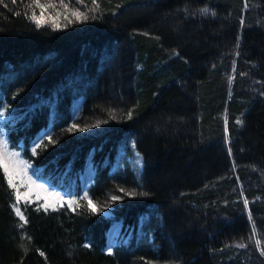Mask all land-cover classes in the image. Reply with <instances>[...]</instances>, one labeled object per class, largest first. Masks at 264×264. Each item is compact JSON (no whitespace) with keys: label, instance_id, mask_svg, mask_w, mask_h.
<instances>
[{"label":"trees","instance_id":"1","mask_svg":"<svg viewBox=\"0 0 264 264\" xmlns=\"http://www.w3.org/2000/svg\"><path fill=\"white\" fill-rule=\"evenodd\" d=\"M97 2L0 3L7 147L73 197L21 220L0 169V264H264V0Z\"/></svg>","mask_w":264,"mask_h":264},{"label":"rangeland","instance_id":"2","mask_svg":"<svg viewBox=\"0 0 264 264\" xmlns=\"http://www.w3.org/2000/svg\"><path fill=\"white\" fill-rule=\"evenodd\" d=\"M0 124H1V121H0ZM3 132H4V130H3ZM0 140L4 141V133H2L1 126H0ZM129 150H130L129 153L126 154L125 161L129 167L130 171H131L130 172L131 176H133L135 179L138 180L139 176H140L139 174L142 170V165H143L142 164V157H141L140 153L134 148L133 145H131V148ZM9 153H16V152H12L8 148H6L5 149V158L6 159L8 158ZM15 159L21 160L20 157L15 158ZM17 167L21 170V175H20V177L16 178L15 180H19L20 182H22L23 176H25L24 182H26L27 188H28L25 193H30V195H32L33 198L41 197L43 199L42 203L46 207H55L57 205H61L64 202L71 205L72 199L70 197H67L65 194L60 193L57 190L49 188L44 183H41V182L34 180L31 177V175L29 174L27 165L18 164ZM29 177H31V179H29ZM78 177H79L81 186L83 188V192H85L87 185H88L87 174H85V171H80ZM130 179L132 180L133 178H130ZM32 181H35V183H32ZM37 185H43L44 188L41 189V188L37 187ZM45 189H46V191H45ZM53 193H58L59 195L58 196L52 195ZM30 195L28 196V198H30ZM20 199H25V198L23 196H21ZM101 214L111 221L110 225L107 229V242L109 244H113L115 242L116 238L121 236V234L123 232L122 228H121L122 226L117 221V219H115V216H114V213L112 211L111 206L106 207L105 209H102ZM124 232H125V235L123 236V241L126 239V236L130 233V229H126V230H124Z\"/></svg>","mask_w":264,"mask_h":264},{"label":"snow or ice","instance_id":"3","mask_svg":"<svg viewBox=\"0 0 264 264\" xmlns=\"http://www.w3.org/2000/svg\"><path fill=\"white\" fill-rule=\"evenodd\" d=\"M12 3H16V0H11ZM0 3H3V0H0ZM60 3L64 6V8H68L69 6L67 4L64 3V0H60ZM77 3H83V0H77ZM35 5L36 7H39L41 9V15L40 16H36L35 12H33V15L30 17V19H33L34 22L37 23V26L39 27L41 24L45 23V13L47 12L48 8H53L55 7V3L54 0H47L46 3H41V0H31V3L28 5V7H32V5ZM93 5H95V8L93 10H95L96 8H99V4L97 2V0H93ZM7 6V5H5ZM204 12L207 11V9L202 10ZM19 14V13H17ZM72 14L74 16H76L77 18H83V19H87L88 16L84 13V12H80L78 9H73L72 10ZM231 82V78L230 81ZM0 115H3V113H0ZM129 118H131V113H129ZM241 121H238V123H240ZM73 127H76V125H73ZM69 131H71V129H69ZM50 142L55 143V141H51V138H49ZM40 145H37L36 148H39ZM7 148V144L5 141L0 140V169H2L6 176L8 177V183L10 185V187L15 188L16 185L14 183L15 179L20 177L21 175V170L17 167L18 164H25V161L22 160H17L15 158H18L20 156L19 153H9L8 154V158H5V149ZM36 148H34L33 154H35L36 152ZM30 167V166H28ZM29 179H31V177H29ZM32 183H35V181H32ZM37 187L43 189L44 186L43 185H37ZM46 191V189H45ZM121 191H124V189H121ZM30 195V193H24V198L27 199L28 196ZM52 195H59L58 193H53ZM85 197H87V193H85ZM21 198L20 194L17 193V200H19ZM62 199V198H61ZM112 200H117L120 199V197L118 196H112L111 197ZM245 206L248 205V201L245 199L244 201ZM89 208L92 212H96L97 209L94 206V203L89 199ZM17 215H20L21 220H24V217L21 215L19 209H17ZM26 222V221H25ZM21 227H23V224L21 225ZM255 227L253 228V232L255 233ZM256 245L259 248L261 245V241L260 240H256ZM240 248H244L246 247V245L244 243H239L237 245ZM111 254V253H109ZM262 254H264V250H262ZM41 255H43V253H41Z\"/></svg>","mask_w":264,"mask_h":264},{"label":"bare ground","instance_id":"4","mask_svg":"<svg viewBox=\"0 0 264 264\" xmlns=\"http://www.w3.org/2000/svg\"><path fill=\"white\" fill-rule=\"evenodd\" d=\"M122 231H123V229H122ZM120 237V236H119Z\"/></svg>","mask_w":264,"mask_h":264}]
</instances>
